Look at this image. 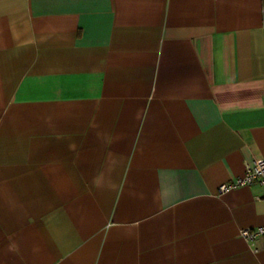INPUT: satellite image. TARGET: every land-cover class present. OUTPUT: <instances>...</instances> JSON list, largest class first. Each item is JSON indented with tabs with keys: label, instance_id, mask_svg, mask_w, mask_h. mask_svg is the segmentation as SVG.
<instances>
[{
	"label": "crops",
	"instance_id": "crops-1",
	"mask_svg": "<svg viewBox=\"0 0 264 264\" xmlns=\"http://www.w3.org/2000/svg\"><path fill=\"white\" fill-rule=\"evenodd\" d=\"M264 0H0V264H264Z\"/></svg>",
	"mask_w": 264,
	"mask_h": 264
},
{
	"label": "built area",
	"instance_id": "built-area-1",
	"mask_svg": "<svg viewBox=\"0 0 264 264\" xmlns=\"http://www.w3.org/2000/svg\"><path fill=\"white\" fill-rule=\"evenodd\" d=\"M260 183L264 185V159L257 158L251 163H246L244 173L236 179L223 183L219 186V193H224L230 189ZM239 234L247 241H252L258 235H264V226L241 229Z\"/></svg>",
	"mask_w": 264,
	"mask_h": 264
}]
</instances>
